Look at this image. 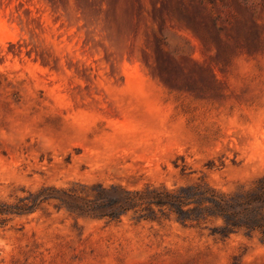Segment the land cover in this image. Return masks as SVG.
<instances>
[{
    "label": "rangeland",
    "instance_id": "rangeland-1",
    "mask_svg": "<svg viewBox=\"0 0 264 264\" xmlns=\"http://www.w3.org/2000/svg\"><path fill=\"white\" fill-rule=\"evenodd\" d=\"M263 175L264 0H0V264H264Z\"/></svg>",
    "mask_w": 264,
    "mask_h": 264
},
{
    "label": "trees",
    "instance_id": "trees-1",
    "mask_svg": "<svg viewBox=\"0 0 264 264\" xmlns=\"http://www.w3.org/2000/svg\"><path fill=\"white\" fill-rule=\"evenodd\" d=\"M209 202L220 209L225 208L220 210V216L224 220L227 233L242 229L250 233L257 232L264 240V175L240 191L214 195ZM28 209L0 202V216L28 213L30 212ZM236 209H240L241 213L246 215L245 219L234 217L232 211Z\"/></svg>",
    "mask_w": 264,
    "mask_h": 264
}]
</instances>
